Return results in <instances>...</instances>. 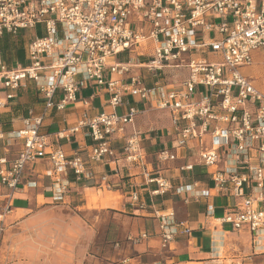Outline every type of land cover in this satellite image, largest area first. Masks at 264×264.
Here are the masks:
<instances>
[{
  "label": "built area",
  "instance_id": "obj_1",
  "mask_svg": "<svg viewBox=\"0 0 264 264\" xmlns=\"http://www.w3.org/2000/svg\"><path fill=\"white\" fill-rule=\"evenodd\" d=\"M38 25L43 36L35 33ZM21 32L31 33L25 47L27 65H7L0 57V114L27 84L42 97L44 113L77 102L88 107L89 99L81 97L88 87L107 97L108 111L90 115L84 110L70 128L56 134V139L78 133L88 137L92 146L85 159L66 155L50 143L40 132L42 115L29 113L18 131L5 133L0 127V142L5 143L0 187L9 191L0 207V236L26 166L41 160L51 167L53 202H62L68 191V183L59 178L67 171L84 180L93 177L92 165L113 164L111 175L118 177L120 163L138 169L144 185H155L150 197L167 194L170 185L147 160L140 132L126 133L141 113L131 105L138 103L143 111L168 114L175 149L197 143L199 164L213 170L215 191L240 202V208L214 223L246 231L254 256H261L264 264V93L242 72L256 55L264 56V0H0V39ZM148 43L152 54L146 64L116 59L127 53L139 58L138 51ZM206 53L211 61L201 56ZM182 68L187 76L180 83L159 80L165 69ZM140 69L155 80L146 84ZM206 135L209 148L202 143ZM117 140H122L119 149L114 146ZM16 145L19 150L8 159L5 155ZM220 151L223 168L218 165ZM155 157L159 163L175 159L170 149L158 150ZM192 168L186 164L179 170ZM99 181L110 186L108 175ZM128 203L144 207L136 192L128 195ZM158 218L161 249L178 235L190 236L191 229L176 221L172 211ZM147 238L141 233L126 240L138 244ZM230 264H245L244 258Z\"/></svg>",
  "mask_w": 264,
  "mask_h": 264
},
{
  "label": "crops",
  "instance_id": "obj_2",
  "mask_svg": "<svg viewBox=\"0 0 264 264\" xmlns=\"http://www.w3.org/2000/svg\"><path fill=\"white\" fill-rule=\"evenodd\" d=\"M132 54L127 53L122 59L134 60L135 55ZM201 56L211 61L210 54ZM245 70L246 68L242 70L244 74ZM162 75H165L164 71L160 77ZM160 77L159 80L163 82ZM151 78L147 80L143 76L146 84L155 80L154 76ZM27 85V88L18 90L14 101L0 114L2 131L9 133L21 130L22 120L29 113L34 116L42 115L40 132L49 136L50 143L60 147L66 155L76 154L85 159L92 146L88 137L78 133L69 138L56 139V134L70 128L84 110L90 115L108 111L104 106L107 97L96 88L88 87L81 92V97L89 99L88 107L77 102L68 105L63 111L52 110L44 113L42 97L37 94L33 84ZM83 93H86V96ZM131 105L141 113L135 117L134 125L126 128V133H131L132 130L140 132L141 147L147 160L153 170L170 185L167 194L163 197H150L149 192L155 189V185H144L138 169L120 163L118 177L111 175L113 164L92 165L89 171L93 173V177L84 180H77L67 171L59 178L68 183V191L62 202H53L54 178L51 167L41 160L26 166L20 188L12 193L9 202L11 212L4 221L3 232L5 233L9 225L14 224V227L20 230L30 228L41 231L48 238L55 224L64 223L66 218L72 220L77 227L74 239L67 245L77 249V252H82L83 259H86L87 250L94 246L98 236L93 227L86 223L87 218L91 216L95 220L96 215H110L109 225L104 231L106 247L104 246L105 251H102L97 259L100 261L98 264H103V260L118 264H122V261H126V264H230L239 258H244L245 264H261L262 257L254 256L250 236L246 231L233 232L228 225L219 226L214 223L215 218H221L240 208V202L227 193L215 191L210 176L213 170L199 164L197 143L191 141L185 148L175 149V135L170 131L168 114L160 111L162 116L158 115L160 120L155 124V113L143 111L141 104ZM202 143L204 148H209L210 137L204 136ZM4 144L0 142V156L4 155ZM114 146L121 148L122 140L115 141ZM161 149H170L175 159L167 163L157 162L155 154ZM18 150L17 145L10 147L5 156L13 159ZM219 156L218 165L223 168L225 165L222 151ZM186 164H192V170L181 172L179 168ZM103 175H108L110 186L106 187L100 183L99 178ZM131 192L138 193L139 201L144 203L143 209L129 205L128 195ZM8 193L6 188L0 187V207ZM72 209L80 213L82 218L76 214L71 217L67 212H63ZM170 211L174 213L176 221L186 223L191 229V234L178 235L167 248L161 249L158 216ZM20 214H23L22 217L18 216ZM15 215L18 218L10 222ZM141 233H146L148 238L138 244H131L126 240ZM22 235L23 233L21 237ZM240 248L241 251L238 252ZM248 256H252L251 261L246 260Z\"/></svg>",
  "mask_w": 264,
  "mask_h": 264
},
{
  "label": "rangeland",
  "instance_id": "obj_3",
  "mask_svg": "<svg viewBox=\"0 0 264 264\" xmlns=\"http://www.w3.org/2000/svg\"><path fill=\"white\" fill-rule=\"evenodd\" d=\"M21 33L24 35L26 41L31 36V33L28 32ZM35 33L37 36H42L44 34L43 26H36ZM138 53L142 55L139 58L134 57L135 63L146 64L149 56L152 54V44L148 43L146 49L144 51L139 50ZM124 57V55H119L116 59L122 60ZM1 58L3 60V57ZM140 71H142L141 73L145 79H152L150 73H147L143 69H140ZM164 73L165 75L160 77L164 83L177 84L186 76V70L183 68L177 70L165 69ZM245 74L250 78L253 86L264 93V56L260 54L256 55L253 65L246 68ZM199 91H204V94L207 92L205 88H201ZM83 95L86 96V93H83ZM117 112L121 113V109L118 108ZM151 113H155L154 122L156 124L160 120L158 115L162 116V113L157 111H151ZM164 119L166 120V118ZM63 212H67L71 217H75L74 214H76L79 218H82V215L73 209L71 211L63 210ZM22 215L20 214L18 216L22 217ZM18 216H13L10 222L15 221ZM96 216L97 218L95 220L91 216L89 218L86 217V223L92 226L98 233L94 246L87 250L86 259H83L82 252H77V249L67 245L68 242L74 239L73 236L76 233L77 227L72 220L65 218L64 223L60 222L55 224L48 238L41 231H34L30 228L20 230L19 228H15L14 224L9 225L5 231L6 234L2 232L0 236V264H98L99 260L97 259L100 253L105 251L104 249L106 247L104 243L106 242L104 231L109 225L110 215H106V217L105 215ZM78 221L80 220L78 219ZM21 232L23 233L22 237ZM239 251H241V248ZM102 263L118 264V262H106L105 260Z\"/></svg>",
  "mask_w": 264,
  "mask_h": 264
},
{
  "label": "trees",
  "instance_id": "obj_4",
  "mask_svg": "<svg viewBox=\"0 0 264 264\" xmlns=\"http://www.w3.org/2000/svg\"><path fill=\"white\" fill-rule=\"evenodd\" d=\"M27 41L24 39L22 33L16 37L4 35L0 39V54L3 57V61L7 65H21L25 67L27 65L25 53Z\"/></svg>",
  "mask_w": 264,
  "mask_h": 264
}]
</instances>
